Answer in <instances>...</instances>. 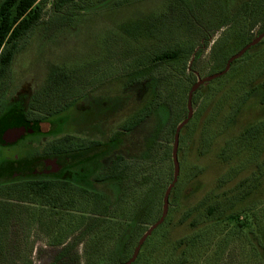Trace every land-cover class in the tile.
<instances>
[{
    "label": "rangeland",
    "instance_id": "1",
    "mask_svg": "<svg viewBox=\"0 0 264 264\" xmlns=\"http://www.w3.org/2000/svg\"><path fill=\"white\" fill-rule=\"evenodd\" d=\"M193 1L200 5L212 0ZM217 1L220 8L222 1ZM228 7L229 11L226 9L224 13L226 16L220 20L221 22L230 21L234 11L245 9L248 13L254 11L255 17L259 16V22L247 28L252 17L250 14L247 25L245 24L244 31L249 36V40L264 30V0H250L244 3L235 0L231 1ZM42 9V18L45 22L36 24L20 40L10 63L8 76L5 77L6 84L1 85L0 96L12 99V103L5 105L9 108L7 111L10 110L9 113H12L26 109L37 113V107L48 105L55 107L61 96L79 94L89 81L98 87L90 93L92 96L85 97L86 102L89 98L94 100L99 96L103 97L108 103L109 115L115 113L107 122L106 129L110 133L136 106H141L145 98H148L146 93L140 100H136L130 91L129 94H133V97L117 112L125 95L122 85L124 84V88L127 87V80L129 81L132 74L133 68L129 67L146 61L143 46L149 39V32L153 33L155 28H160L161 33L176 38L181 28L174 25L173 19L170 20L165 15V0H84L76 4L69 13L68 21L66 19L64 21L65 16L59 13L49 16L51 9L48 0L42 3ZM225 28L224 26L210 30L207 43L203 38L195 47L188 61L187 73L190 74L191 81L216 72V70L209 72L213 65L210 48L223 34ZM240 28L237 39H230L227 42L226 50L219 57V61L222 62L233 50L246 43L247 37L242 31L243 28ZM129 53L132 55L124 58ZM60 70L63 76L66 75L64 86H62L64 82L60 83L62 77L58 72ZM121 71H124L123 76H115ZM171 71V66L163 62L146 66L145 73L154 79L150 86L151 96L153 94L155 96L156 89ZM212 82L216 84V81ZM102 83L105 85L101 88ZM186 91L187 89L184 91V100ZM216 93L218 94L219 91ZM261 96L259 89L254 90L227 127H222L221 123L217 124L218 118L206 125L211 141L204 154L196 156L193 151L192 156L188 154V157L182 156L181 165L179 164L180 179L175 184V192L170 195L171 204L168 206L166 218L148 236L131 264H264V121L257 125L260 135L256 141L253 140L251 131L239 135L247 125L264 116V100ZM201 99L203 98L198 99L194 105V110L203 103ZM210 100L208 97L204 100L205 108L202 106L201 121L206 116V111L209 112L212 108L211 105H206ZM73 103L67 104L65 111L69 117L67 123L69 128L91 130L92 126H99L101 118L99 109L94 110L93 123L96 125H93L90 123V114L87 110L78 111L71 107ZM168 103V109L165 111L167 116L173 105L170 100ZM225 110L222 109L221 114ZM26 112L28 117L33 115L30 111ZM220 116L218 114L216 117ZM166 119L164 117L157 119L156 116V122H160L158 130L160 136L157 140L159 159L157 156V158L151 157L149 152L140 154L143 156L138 162L141 202L144 196L147 198L148 194H151L154 206L152 205L153 211L150 216L145 215L141 218L139 234L133 238V241L129 240L130 249L127 256L131 253L138 237L159 216L162 196L172 177L169 154L172 136L164 133ZM200 119L199 130L205 126ZM45 127L46 125L42 124L43 130ZM72 140L77 144L76 139ZM16 146H18L16 149L14 146L0 147V157L6 158L19 153L16 151H21V148L32 149L27 143L21 146L20 142ZM165 148L167 154L164 155V159H160ZM187 152H189L188 147ZM190 164L197 165L201 169L195 179L187 178ZM1 191L0 220L4 224L8 222V229H4L7 235L4 248L0 250V264H87L88 259L96 252L100 256V261L96 264H117L128 258L124 256V260L108 262L110 244H103L101 248L99 246L94 250L89 246L85 233L77 231L80 233L77 236L65 234L64 240L71 243L72 248L65 259H60L57 256L58 248L50 245L49 237L46 235L51 232L49 231L51 226L45 225L44 222L45 227L42 229L43 226L37 224L40 206L29 200H27L29 202H21L13 189L5 192V195H1ZM204 199L205 201H202ZM208 207H216L217 210L220 207L218 215L216 212L207 215ZM20 209L27 212L28 216L16 214ZM186 209L193 211L185 216ZM127 210L131 211V207ZM217 216H222L221 220L213 221ZM95 224L92 226L96 227ZM116 226L118 231L122 229L120 221ZM69 228H71L69 222L66 226L55 228L54 237L59 238ZM195 236L196 239L191 244L189 238ZM74 237H79L81 240H76ZM94 251L96 252L93 253ZM115 254L121 255V250H115Z\"/></svg>",
    "mask_w": 264,
    "mask_h": 264
},
{
    "label": "flooded vegetation",
    "instance_id": "2",
    "mask_svg": "<svg viewBox=\"0 0 264 264\" xmlns=\"http://www.w3.org/2000/svg\"><path fill=\"white\" fill-rule=\"evenodd\" d=\"M224 26L221 25L218 29ZM152 64L148 63L147 66ZM145 70L146 67L133 69L135 73L130 76L129 81L127 80V87L124 88V84L122 85L125 95L117 112L125 102L129 103L133 96L140 100L147 93L148 98H145L141 106H136L110 133L106 126L109 117L115 113L109 115L106 100L100 96L94 100L89 98L91 99L90 101L88 99L89 102H86L87 98L85 99L86 96H92L90 93L98 87L95 83L88 81L79 94L65 100L67 103L60 100L63 101L62 104L66 103L65 106L58 102L52 108L48 106L36 108V116L32 118L28 117L26 112L31 110L23 109L25 115L12 120L10 110L7 111L9 108L5 107L6 104L12 103V99L0 96V147L14 146L16 149L18 148L16 145L21 142V146L27 143L32 148L31 150L21 148V151H16L19 153L6 158L0 157L1 195L13 189L21 202L33 201L31 203L40 206L37 224L43 226L42 229L45 227L44 222L45 225L51 226L49 230L51 232L46 235L49 237L50 245L58 248L57 256L60 259H65L72 248L71 243L64 240L66 233L77 236L79 232H84L90 246L93 232L100 229L101 236L105 239L103 234L107 225L119 221L122 224L117 237L122 246L120 256H127L130 249L128 242L133 241L139 234L141 218L145 215L150 216L153 211L150 205L153 196L151 194H148L147 198L142 196L141 202V190L138 186V162L143 157L140 154L147 151L150 141H153L156 131L158 132L160 128V122H156L155 96L154 94L151 96L150 93L151 81L154 79L146 74ZM58 72L63 73L62 70ZM123 73L124 71L117 72L115 76H123ZM105 83L100 84L101 88ZM130 91L134 95L129 94ZM71 103H73L71 107L78 111L87 110L90 114V123L95 121L94 110L99 109L101 116L99 126L93 123L96 126H92L91 130L69 128L67 126L69 117L65 111L66 105ZM50 109L52 113L46 111ZM42 124L46 125L45 130L42 129ZM19 128L24 130L20 136H16V129ZM51 129L52 134L49 133ZM72 139H76L77 144ZM93 192L98 194L100 214L91 211ZM33 193H36L35 199L30 198L33 197ZM116 207L119 215L113 218L110 215ZM128 207H131V211L127 210ZM17 214L28 216L22 209ZM93 215L99 220L93 219ZM67 222L70 227L75 222L80 223L79 228H69L59 238H55L54 229L66 226ZM92 222L96 223V227L92 226L94 224ZM75 239L81 240L79 237ZM144 243L145 241L142 246ZM132 251L133 249L131 253Z\"/></svg>",
    "mask_w": 264,
    "mask_h": 264
},
{
    "label": "trees",
    "instance_id": "3",
    "mask_svg": "<svg viewBox=\"0 0 264 264\" xmlns=\"http://www.w3.org/2000/svg\"><path fill=\"white\" fill-rule=\"evenodd\" d=\"M44 1L46 0L0 1V88L2 84H6L7 78L5 79V77L8 76L9 66L17 50V46L20 40H22V38L29 31H31L36 24L45 22L42 18V3ZM48 1L50 2L51 9V13L49 14V16L53 15V13H59L65 16L64 21L65 19L68 21L70 20L69 13L73 10L76 4L83 2L84 0ZM212 1L207 3L203 2L199 5L193 0H165V15L170 18V20L173 19V21L175 22L174 25H177L181 28L177 35L178 37L174 38L171 35L163 34V32L161 33L160 28H155L153 33L149 32V39L145 41V45L143 46L145 47L146 61H141L138 64L135 63L134 66L129 67L133 69H137L138 67L143 68L146 67L148 63L157 62L167 63L171 66V73L167 75V77H165V81L161 83L158 89H156L155 115L157 116V119H159L160 117L167 118V123L164 122L166 124L164 125V133L171 135L172 139L176 125L186 114L187 92L191 84L194 82L193 80L191 81L190 74L187 73L189 68L188 61L190 56L194 52L195 47L202 41L203 38L205 39V43H207L208 37L210 35V30L218 29V27H220L221 25L226 26L225 30L222 32L224 34V32L226 31L229 32V34L225 32L224 35H220L213 42L210 48V55L213 60V65L209 72L213 70L218 71L223 68L226 59L245 44L244 43L240 48L233 50L230 55L222 60V62L219 61V57H221L226 50L227 42H229L230 39H237V35H239L237 34V32L241 31L240 27H242V31H244L247 25V20L250 18V14L252 17L247 28L259 22V16L255 17L256 14H254V11L253 13H248L246 9L244 11H234L233 17L230 19V21L221 22L220 20L224 19V16H226L224 13L226 9H229L228 5L231 1L220 0V2L222 1L220 8L217 0ZM243 33L247 37L246 42H248L249 36L245 31ZM146 42L147 44L150 42V45H147ZM261 44H264V38L260 40L259 43L249 48L241 57L234 60L231 63L229 70L225 74L221 75V77L213 79L212 81H216V84L212 81L205 82L200 85L199 88L193 93L192 106L194 107L196 102H198V99H200L201 97L203 98L201 99L203 100V103L200 104L201 106L199 105V108L195 110L193 109V115L191 119L180 131L178 144V160L180 165L182 156H187V154L189 156H192L193 151L196 153V156H201L202 154H204V150L209 147L211 138L209 137L206 125L210 124V121H215V119L218 118L217 124L221 123L223 124L222 127H227L233 121V117L241 111L245 102L256 89H259L261 91V97L262 100H264V45L262 46ZM129 55L132 54H126L124 58H128ZM133 69L131 70L132 74L135 73V71L133 72ZM60 74V76H62L60 78V83L64 82L62 84V86H64L66 75L63 76V73ZM168 78H170V80H168ZM185 89H187V91L184 100L183 96ZM217 91H219L218 94L216 93ZM69 97L70 96L64 95L61 96L59 100L65 101L68 100ZM206 97H208V99H211L210 102L206 103V105H211L212 111H206V116L201 121V109L202 106L205 108L204 100ZM168 100H170L172 103L174 101L176 102L175 104L173 103L172 107H170V113H168L167 116L165 114V111L169 106ZM63 101H59V104L61 106H65V104L67 103L65 101L66 103L62 104ZM225 104H227L228 106L224 107ZM48 107L52 108L54 107V105H48ZM60 109H62V107ZM217 109L226 110L221 114V110L217 111ZM22 111V109L12 111V113H10L11 119H20L22 115H25ZM46 111L51 112L52 109ZM30 112L31 114L33 113L32 111ZM183 113L184 116L182 117ZM218 114L221 116L216 117ZM35 116L36 113H33L30 118ZM139 119H141V117ZM199 119L205 124L204 127L202 126L201 130H199L198 128ZM263 121L264 116L261 117V119L259 118L247 125L239 133V135L247 134L248 131H251L253 140L256 141L260 135V130L257 128V125L262 123ZM159 132L156 131L155 136L153 137V141H150L146 151L151 154V157L155 156V158L158 157V159L159 155L157 146L159 145V143L157 140L160 136L158 135ZM205 132H207V134ZM49 133L52 134L53 130L51 129ZM187 147L189 152H187ZM162 152L163 153L162 156L160 155V159H164V155L167 154L166 148ZM169 154L171 159V149ZM158 159L155 161L156 163L158 162ZM200 171L201 169L197 167V165L190 164L188 167L187 178L195 179ZM179 179L180 178L178 177V180ZM175 186L172 188L170 195L175 192ZM170 195L169 205L171 204ZM32 196L33 197L30 198L35 199L36 193H33ZM202 201H205V199ZM202 201L201 203L204 204V202ZM152 202L150 204L151 208L152 205L154 206V202ZM218 209L220 210V207ZM219 210H217L216 207H208L206 209V214L212 215L216 212L218 215ZM91 211L95 214H100L101 212L98 194L94 192ZM191 211L193 210L186 209L185 216ZM154 212L156 213L155 209ZM111 213L112 215L110 216L115 218L117 215H119L118 208H114ZM221 217L222 216H217L213 218V221H219L221 220ZM92 218H97L99 220V218L96 216L94 217V215L92 216ZM77 221L80 222L79 220ZM7 224L8 222L4 224L0 220V250L4 248L5 238L7 235L4 229H8ZM79 224L75 222V225L71 226V228H79ZM117 227L118 226H116L115 222L109 223L106 227V232L103 234V236L106 237L105 239L101 236L100 229L96 230L91 235L92 241H90V246L94 250L99 246V248H101L103 244H110L111 250L109 251L107 260L110 263L116 260L121 261L125 259V257H122L120 255L116 256L115 254V250L120 251L122 249L121 242L117 239L119 235ZM196 236H198V234ZM196 236L189 238V242L191 244L194 243ZM61 242L62 241H56V243ZM147 249L148 247L145 249V253ZM95 252L96 251H94L93 253ZM99 257L100 256H98L96 252L95 255L93 254V256L88 259L87 264H96L98 261H100Z\"/></svg>",
    "mask_w": 264,
    "mask_h": 264
},
{
    "label": "water",
    "instance_id": "4",
    "mask_svg": "<svg viewBox=\"0 0 264 264\" xmlns=\"http://www.w3.org/2000/svg\"><path fill=\"white\" fill-rule=\"evenodd\" d=\"M263 38H264V30L258 32L254 37H252V39L246 42L240 49H238L236 52L231 54L226 59L225 64L222 69L216 72L210 73L204 77H197V79L189 87L188 92H187V97H186V114L182 118V120L176 125L174 129V133H173V139H172V145H171L172 177L167 187L165 188L163 196H162V205H161L160 215L153 223L150 224V226L139 237L138 241L136 242L133 248L131 255L126 260L120 263H117V264H131L136 259L143 242L153 232V230L163 222L166 216L168 205H169V195L179 177V168H180L179 166L180 165H179V160H178V144H179L180 131L189 122V120L191 119L193 115V106H192L193 93L203 83L209 82L225 74L229 70L231 63L234 60L241 57L249 48L259 43V41L262 40ZM16 130H17L16 136H20V134L23 132L24 129L21 130V128H19Z\"/></svg>",
    "mask_w": 264,
    "mask_h": 264
}]
</instances>
